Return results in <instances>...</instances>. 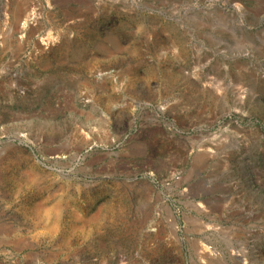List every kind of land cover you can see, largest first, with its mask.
I'll return each mask as SVG.
<instances>
[{
    "label": "rangeland",
    "instance_id": "374dc122",
    "mask_svg": "<svg viewBox=\"0 0 264 264\" xmlns=\"http://www.w3.org/2000/svg\"><path fill=\"white\" fill-rule=\"evenodd\" d=\"M0 264H264V0H0Z\"/></svg>",
    "mask_w": 264,
    "mask_h": 264
},
{
    "label": "crops",
    "instance_id": "0c3cea01",
    "mask_svg": "<svg viewBox=\"0 0 264 264\" xmlns=\"http://www.w3.org/2000/svg\"><path fill=\"white\" fill-rule=\"evenodd\" d=\"M139 217L136 218V222L139 226L142 227H149V221L151 220L152 211L151 208H145L142 210V212L138 213ZM121 220H124L121 218ZM148 229V228H147ZM148 231V230H147Z\"/></svg>",
    "mask_w": 264,
    "mask_h": 264
},
{
    "label": "bare ground",
    "instance_id": "6f19581e",
    "mask_svg": "<svg viewBox=\"0 0 264 264\" xmlns=\"http://www.w3.org/2000/svg\"><path fill=\"white\" fill-rule=\"evenodd\" d=\"M34 13V17H36L37 16V12H33ZM27 21H25V23H26ZM49 39V38H48ZM35 196H38L37 194L35 195ZM33 199H35L34 197H33ZM42 211H43V208H42V206L40 205V204H36L35 203V205L33 206V208H32V212L33 213H36V214H41L42 213ZM48 213H50V211H45V214H48ZM44 214V213H43ZM214 254H218L216 251L214 252Z\"/></svg>",
    "mask_w": 264,
    "mask_h": 264
}]
</instances>
